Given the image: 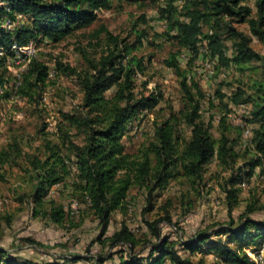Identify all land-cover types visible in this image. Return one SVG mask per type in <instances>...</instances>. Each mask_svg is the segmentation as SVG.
Here are the masks:
<instances>
[{"label":"rangeland","instance_id":"rangeland-1","mask_svg":"<svg viewBox=\"0 0 264 264\" xmlns=\"http://www.w3.org/2000/svg\"><path fill=\"white\" fill-rule=\"evenodd\" d=\"M185 2L110 0L108 8L96 10L97 19L90 26L78 28L58 41L42 37L39 41L34 40L31 60L47 65L49 78L46 86L38 89L32 99L18 93L30 59L22 54L1 53L0 50V58L3 59L0 68L3 80L0 81V150L17 139L26 152L45 161L49 156L47 144L57 145L67 156L69 168V174L63 181L48 188L40 208L33 199L39 183L36 172L7 168L5 180L0 181V259L13 257L21 262L30 260L35 263L121 264L135 255L145 263L153 245L158 243L149 224L161 220L156 225L161 239L176 243L175 248L183 258L191 259L195 264H223L210 253L191 254L182 244L209 226L229 224L231 220L237 226L242 216L264 221V171L256 169L251 178L243 174L244 161L248 160L244 155L253 149L252 131L258 127L251 120L254 104L238 106L231 102L238 89L256 97L255 83L264 80L263 65L254 62L240 70L235 65L229 68L222 66L218 61L208 64L205 61L207 40L204 38L198 44L199 56L193 58L189 50L178 44L176 30H169L166 20L161 17V11L168 5L180 9ZM244 4L251 7L252 15L256 14L255 0H247ZM29 24L30 19L23 15L4 21V26L11 31ZM233 26L249 33L247 22L233 23ZM204 31L210 34L212 30L205 27ZM219 31L231 58L232 41L226 31ZM252 45L256 51L264 52L257 38H253ZM111 52L122 55V59L116 62L123 65L133 58L142 62L143 71H136L139 75L134 76L138 99L142 95L162 94V100L155 108L142 109L129 122L123 138L127 153L137 154L148 146L153 139L155 125L173 113L179 114L185 106L181 79L175 69L167 65L174 55L180 68L187 71L189 78L199 83L203 90L202 117L205 123H210L214 137L220 135L221 117L225 115L228 118L230 137L237 139L236 151L240 159L233 169L221 167L213 160L206 166L202 184L191 185L184 178L172 179L152 196L149 189L131 187L123 208L112 214L110 225L102 236L99 219L90 211L87 199L75 188L77 169L71 160L72 153L63 144V132L59 128L60 124L68 125L65 114L81 112L83 93L77 77L59 71L58 62L84 71L89 69L91 61H99ZM114 91H109L107 96L111 97ZM178 131L180 136L190 139V128L184 123ZM71 135L76 143L83 144L84 136L76 127L71 128ZM237 175L241 180L233 185L230 179ZM233 188H237L238 193L237 202L232 203L231 209L228 192ZM150 207L153 208L148 210ZM53 208L64 211L62 223L57 224L50 219ZM123 226L129 229L137 244L112 248L106 238L121 231ZM213 240L226 241L227 238L214 237ZM263 246H244L243 252L257 264H264ZM76 256L85 259L73 262ZM99 260L103 262L99 263ZM164 262L171 264L168 258Z\"/></svg>","mask_w":264,"mask_h":264},{"label":"trees","instance_id":"trees-1","mask_svg":"<svg viewBox=\"0 0 264 264\" xmlns=\"http://www.w3.org/2000/svg\"><path fill=\"white\" fill-rule=\"evenodd\" d=\"M247 0H186L179 9L168 5L161 11L169 30H176L178 44L189 50L194 57L199 56V42L207 40L211 58L222 66L235 65L244 70L254 62L262 63L264 68V52L254 49L253 38H257L264 47V0L256 1V14L252 15L251 7L244 4ZM110 0H0V49L11 52L14 43L26 46L39 38L58 41L78 28L88 27L97 19L96 10L109 7ZM18 15L30 19L28 26L17 27L13 31L4 26L9 18L15 20ZM184 18V19H182ZM245 23L249 33H244L233 26V23ZM212 31L206 34L204 28ZM227 32L233 46V56L228 55V47L224 43L219 30ZM117 59L122 55L111 52L99 61H91L89 69L78 71L58 62V70L64 74L76 76L83 93L81 112L75 115L65 114L68 125H59L63 132L64 145L67 146L76 167V190L87 199L89 209L99 219L106 233L112 214L123 208L124 201L133 186L149 189L150 195L164 187L172 179L184 178L191 185L202 184L205 179L206 166L213 160L224 168L236 167L240 156L236 151L237 139L230 137V125L224 115L220 119L219 137H214L210 123L202 117L204 93L199 83L189 78L188 72L182 70L171 56L167 65L174 68L181 79L180 87L185 106L179 114H171L155 125L152 141L137 154H129L125 150L123 138L129 122L138 116L142 109L152 110L162 100L161 93L136 97L134 76L136 71H143L140 60L133 58L126 65ZM3 59L0 58V68ZM49 68L33 59L19 87V94L33 98L38 89L46 86ZM192 80V81H190ZM0 81L3 82L0 77ZM256 97L247 95L238 89L231 97L234 105L253 103L252 122L258 127L252 131V150L244 155L243 174L251 178L256 169L264 171V80L256 82ZM115 89L111 97L107 93ZM224 98V95L217 92ZM184 123L190 128L189 140L180 136L178 127ZM76 127L84 136L83 144L73 140L71 128ZM49 156L42 161L39 156L25 151L17 139L0 150V181H4L9 169H24L36 172L39 180L37 191L33 196L37 207L43 204L47 190L60 183L69 174L68 159L57 145L47 144ZM242 168H240L241 170ZM241 176H233L230 182L234 185ZM238 189L228 192L230 208L237 202ZM150 209L148 210H151ZM252 211V210H251ZM38 212V211H36ZM50 219L60 224L65 214L61 209L53 208ZM155 223L149 227L158 243L147 261L131 256L129 261L121 264H165L168 258L171 264H195L191 259L183 258L175 248L174 242L162 240L160 230ZM214 237H226V241H214ZM112 248L122 244L134 247L137 241L126 226L121 231L106 238ZM28 241H30L28 239ZM191 254L197 252L215 255L223 264H257L243 247L264 245V221H257L249 216H242L240 223L213 225L196 233L190 240L182 244ZM4 252V251H1ZM157 256L155 257V255ZM85 259L76 256L77 262ZM99 260V263H102ZM0 264H66L58 261L35 263L30 260L18 261L13 257L0 259Z\"/></svg>","mask_w":264,"mask_h":264},{"label":"built area","instance_id":"built-area-1","mask_svg":"<svg viewBox=\"0 0 264 264\" xmlns=\"http://www.w3.org/2000/svg\"><path fill=\"white\" fill-rule=\"evenodd\" d=\"M33 41L32 42H30L28 45H26V46H19L18 44H16V43H14L13 45H12V47H11V52L14 54V55H16V54H22V55H25L26 57H28L29 59H30V62L32 61L31 60V58H32V51H34V47H33ZM1 50V53L3 52V51H6L5 49H3V48H1L0 49ZM28 51H30V52H28ZM205 52H206V62L208 63V64H210L212 61L214 62V61H216V59H213V58H211V56H210V54H209V51H208V46L206 45V50H205ZM31 53V54H30ZM137 75H139L138 73H136V76ZM264 253V246L262 247V249H261V254H263ZM260 259H262V255H260V257H259Z\"/></svg>","mask_w":264,"mask_h":264}]
</instances>
